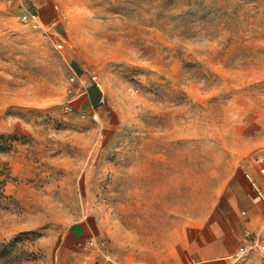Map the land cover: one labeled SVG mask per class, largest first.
<instances>
[{
	"label": "rangeland",
	"instance_id": "rangeland-1",
	"mask_svg": "<svg viewBox=\"0 0 264 264\" xmlns=\"http://www.w3.org/2000/svg\"><path fill=\"white\" fill-rule=\"evenodd\" d=\"M261 147L264 0H0V264H161Z\"/></svg>",
	"mask_w": 264,
	"mask_h": 264
},
{
	"label": "crops",
	"instance_id": "crops-1",
	"mask_svg": "<svg viewBox=\"0 0 264 264\" xmlns=\"http://www.w3.org/2000/svg\"><path fill=\"white\" fill-rule=\"evenodd\" d=\"M87 91L92 97L97 95L91 87ZM261 169H264V147L246 156L233 170L215 209L206 218L191 224L179 250L161 264H241L240 254L249 237L264 240V172ZM256 249H251L254 255L251 258L259 256Z\"/></svg>",
	"mask_w": 264,
	"mask_h": 264
},
{
	"label": "built area",
	"instance_id": "built-area-1",
	"mask_svg": "<svg viewBox=\"0 0 264 264\" xmlns=\"http://www.w3.org/2000/svg\"><path fill=\"white\" fill-rule=\"evenodd\" d=\"M22 19L25 21V22H29V23H32L35 25V16L34 14H23L22 15ZM97 85L98 82H97ZM262 172H264V169H261ZM249 237V235H247V238ZM253 248H257L258 251H261V252H264V240H261L260 238H254V239H251V237H249V240L247 241V245L242 248V251H241V254H240V257L246 255L247 253H249L251 251V249Z\"/></svg>",
	"mask_w": 264,
	"mask_h": 264
}]
</instances>
